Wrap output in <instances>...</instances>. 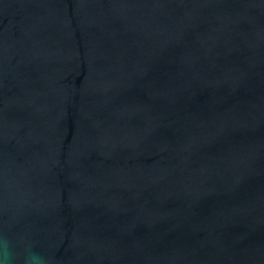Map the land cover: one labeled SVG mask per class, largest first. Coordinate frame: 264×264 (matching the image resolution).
<instances>
[{
    "label": "water",
    "instance_id": "1",
    "mask_svg": "<svg viewBox=\"0 0 264 264\" xmlns=\"http://www.w3.org/2000/svg\"><path fill=\"white\" fill-rule=\"evenodd\" d=\"M6 251L264 264V0H0Z\"/></svg>",
    "mask_w": 264,
    "mask_h": 264
},
{
    "label": "clouds",
    "instance_id": "2",
    "mask_svg": "<svg viewBox=\"0 0 264 264\" xmlns=\"http://www.w3.org/2000/svg\"><path fill=\"white\" fill-rule=\"evenodd\" d=\"M36 258L37 257H32L31 259H36ZM4 259H5L6 262H9V264L12 261L11 254L8 251H6L5 256H4Z\"/></svg>",
    "mask_w": 264,
    "mask_h": 264
}]
</instances>
